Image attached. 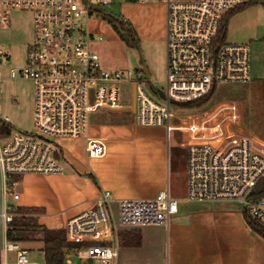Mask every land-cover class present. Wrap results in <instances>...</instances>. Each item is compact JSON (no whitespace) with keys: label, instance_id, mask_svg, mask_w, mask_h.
Segmentation results:
<instances>
[{"label":"built area","instance_id":"2783aa9c","mask_svg":"<svg viewBox=\"0 0 264 264\" xmlns=\"http://www.w3.org/2000/svg\"><path fill=\"white\" fill-rule=\"evenodd\" d=\"M139 3L158 0H116ZM262 0H193L166 3V84L163 92H147L144 72L106 71L92 47L101 41L90 34L86 22L103 13L105 0H0V26L7 25L13 10L32 12L33 41L24 66L11 68L9 79L30 81L34 87L33 120L37 135L12 134L8 119L0 118V264H37L27 259L19 243L7 242L8 225L15 217L5 205L16 178L25 175H56L63 171L61 153L53 139L85 138L88 158L105 155L104 141L88 137L89 116L97 111H133L141 128L185 132L186 192L184 202L235 203L256 219L264 232V148L225 128L201 139V122L210 114L188 115L185 125L170 126L172 107H184L214 91L218 83H248L251 80L248 48L217 43V32L226 13ZM9 56L0 50V66ZM2 79L0 75V80ZM128 90V102L124 93ZM229 107V106H227ZM230 108V107H229ZM234 108V107H233ZM215 121V117H212ZM118 224L128 228L163 227L177 214L178 200L171 199L168 186L152 200H121L114 203L102 191L93 205L70 218L64 227L68 243L85 244L74 256L78 264H117ZM14 254L9 263L8 254ZM70 258L64 264H70ZM72 261V260H71Z\"/></svg>","mask_w":264,"mask_h":264},{"label":"rangeland","instance_id":"374dc122","mask_svg":"<svg viewBox=\"0 0 264 264\" xmlns=\"http://www.w3.org/2000/svg\"><path fill=\"white\" fill-rule=\"evenodd\" d=\"M105 1L109 5L101 8L103 13L92 14L87 22L85 17L80 20L86 24L90 34L101 39L91 49L98 55L102 69L139 70L144 62L148 72V77L145 76L143 80L145 90L149 93L152 89L163 92L166 84V3L163 0L144 4L136 1ZM191 1L169 0L174 4ZM104 14L119 18L129 25L135 34L136 48L130 39L127 38L128 42H125L120 38L103 17ZM31 19L32 12L13 10L9 13L8 24L0 26V50L9 56V64L0 66V118L8 119L12 134H38L32 116L33 84L25 80H11L8 75L9 69L24 66L26 52L33 41ZM233 38L238 40L233 41ZM224 43L246 45L250 61V82L218 83L210 99L194 110L172 107L174 117L170 120V126L185 125L188 115L211 113L220 106L235 107L239 112V122L236 121L231 130L239 137L248 138L256 147L264 148V1L250 4L230 16ZM128 95V90H125L126 105L129 104ZM228 116L226 114V118ZM133 122L134 114L131 111H97L89 116L88 137L109 138V143L127 139L132 140L129 141L132 144H108L106 160L98 161L88 158L85 135L76 139H53L62 155V173L16 178L12 194L5 197V205L20 208L24 214L17 215V220L35 225L34 232L29 233L35 240L20 243L29 261L44 263L41 243L38 241L42 231L64 229L66 222L86 206L83 204L86 182L94 186L91 178L98 168L111 169L115 177H124L127 193L124 195L127 200H152L157 195L153 194L156 188L159 186L165 189L166 185L171 199H184L186 144L189 136L185 132L174 131L170 133L167 142L162 128H137ZM113 209L120 250L124 231H130L132 239L139 240L140 236L133 228L120 226L116 205H113ZM69 254L76 255L74 252ZM13 257V253L8 254L7 261L13 262ZM70 264L78 263L74 261Z\"/></svg>","mask_w":264,"mask_h":264},{"label":"crops","instance_id":"0c3cea01","mask_svg":"<svg viewBox=\"0 0 264 264\" xmlns=\"http://www.w3.org/2000/svg\"><path fill=\"white\" fill-rule=\"evenodd\" d=\"M237 40L238 38H233V41ZM226 114L229 115L227 118ZM212 117H215V121H212ZM134 121L133 125L138 128L135 116ZM236 121L239 122L237 108L217 107L211 112L209 120L201 122V139L207 140L213 136V132L206 133L208 126L218 127L219 131L227 128L226 130L233 132L231 128ZM95 138L103 140L105 144V155L94 159L98 161L106 160L109 154L108 144H132L129 142L132 140L127 139L109 143V138ZM91 181L94 186L84 181L86 190L83 204L86 206L77 214L90 208L102 191H109L114 203L127 200L124 195L127 194L124 177H115L111 169L98 168ZM158 188L160 187L156 188L154 195L163 190ZM132 230H136L140 238L132 239L130 231L123 232L117 264H264V237L247 225L241 209L231 202L193 204L182 199L179 200L177 214L170 218L167 228L149 226ZM74 256L67 254L64 259L70 258V263H74Z\"/></svg>","mask_w":264,"mask_h":264},{"label":"trees","instance_id":"16d2710c","mask_svg":"<svg viewBox=\"0 0 264 264\" xmlns=\"http://www.w3.org/2000/svg\"><path fill=\"white\" fill-rule=\"evenodd\" d=\"M256 3V2H254ZM251 3V4H254ZM250 4L240 6L234 10L229 11L224 15L221 19L218 32H217V43H224L226 24L230 16L234 13L242 10ZM103 17L107 20V22L112 26V28L117 32L120 38L127 41V38L130 39L133 47H137L136 38L134 32L130 29L129 25L125 22L121 21L119 18H112L107 15H103ZM126 34L127 36H123L122 34ZM156 93L155 91L153 92ZM212 93L207 95L200 100L193 101L184 105L185 108H189L194 110L195 108L202 107L211 97ZM12 213H14L15 217L13 218L12 223L8 225L6 232V240L7 242H16V243H25L32 242L35 239L32 238L34 236H30V232H34L35 225L26 224L17 220V215L24 214V212L20 208H12ZM243 219L247 223V225L253 229L256 233L264 237V232L261 230V227L255 222L254 218L249 216L246 212H242ZM119 239V238H118ZM38 241L41 243V253L43 255V264H64V256L69 253H78L85 248V244H76V243H68L65 239L64 229H44Z\"/></svg>","mask_w":264,"mask_h":264},{"label":"water","instance_id":"95a60500","mask_svg":"<svg viewBox=\"0 0 264 264\" xmlns=\"http://www.w3.org/2000/svg\"><path fill=\"white\" fill-rule=\"evenodd\" d=\"M142 71L144 72V75L146 76V77H148V72H147V69H146V67H145V64H144V62H142ZM152 92H154L155 90H151ZM156 92V91H155ZM156 94V93H155Z\"/></svg>","mask_w":264,"mask_h":264}]
</instances>
